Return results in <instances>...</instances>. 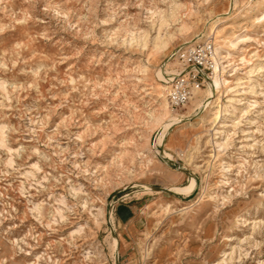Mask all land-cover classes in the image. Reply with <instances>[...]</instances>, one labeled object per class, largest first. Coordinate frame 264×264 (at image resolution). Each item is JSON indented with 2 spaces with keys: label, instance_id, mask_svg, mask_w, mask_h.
I'll list each match as a JSON object with an SVG mask.
<instances>
[{
  "label": "rangeland",
  "instance_id": "1",
  "mask_svg": "<svg viewBox=\"0 0 264 264\" xmlns=\"http://www.w3.org/2000/svg\"><path fill=\"white\" fill-rule=\"evenodd\" d=\"M172 2L188 28L146 60ZM237 35L212 108L211 72L138 142L123 65L171 90L177 51ZM216 263L264 264V0H0V264Z\"/></svg>",
  "mask_w": 264,
  "mask_h": 264
},
{
  "label": "bare ground",
  "instance_id": "2",
  "mask_svg": "<svg viewBox=\"0 0 264 264\" xmlns=\"http://www.w3.org/2000/svg\"><path fill=\"white\" fill-rule=\"evenodd\" d=\"M150 14L152 15V18H154L153 16H155L157 18V19L156 18L155 19L158 21L159 31H162L160 29L166 27L168 24H170V22H174L175 20H178L179 18H180V21H178L179 22L178 27H176L173 31L164 32L165 33L164 36H161V34L158 31L157 36L152 41V44H151L150 49H149L150 51L146 55V57H147L146 60H148L150 55H153V53H156L158 51L165 49L167 44L175 36L176 32L182 33L183 31L187 30V28H188V24L186 23V21L183 20V17H182V15L185 14V12H181L179 5H177L174 2H172L170 4L169 12L167 14H164L163 12L155 10V9H151ZM221 14L222 15L228 14V11L221 13ZM221 14H218V15H221ZM175 22H177V21H175ZM212 28H213V26H212ZM215 29H216V27L213 29V32L215 31ZM245 37H246L245 35H237V36L233 37V39H231V40L229 39L225 42L219 43V42L215 41V43H216L215 44V55L217 57H216L215 62L213 61V65H212L213 71H212V75H211L210 83H209L212 100L210 101L208 107H211L214 103H216L217 99L219 100V97L221 96L223 88L226 85V79L223 76V72L227 66H230L232 64V60H233L232 55H231L228 48H230V49L234 48V46H236L240 42L244 41ZM134 38H136L135 40L137 41V45L139 44L140 47H142V48L148 47L147 46V44H148L147 35L145 33L139 32L136 37L131 35V39H134ZM224 50H226V52H224ZM238 55H239V61L241 63H245L249 60L248 52L245 50L244 51L241 50V52H239ZM145 65H146V61L143 63L138 62V63H136L135 66H133V67L129 66L128 68L126 65H123V67L121 68V71L127 73L125 75V77H133L134 78L132 80L133 84H132L131 88L134 89L136 92L138 91L139 88L142 89L143 93L145 92L144 98H147L144 103H146V106H148V107L151 106L150 110L144 108V113L140 114V115L136 114V111L133 112L131 109L125 110V111H127V114H130V116H128V118H127V121H129L128 124L136 123L137 120L139 119L145 125L144 130H140V128H137V130H138L137 135L139 137H136V139L138 142H142L144 144H147L148 136L151 133V131L156 129L162 123L165 116L169 112L168 111L167 96H169L170 90H169V88L161 85L159 83V81H155L154 85L149 84L148 82L144 83V80L146 77V69H145L146 66ZM120 77L121 76L118 74L115 77L114 81L117 85L122 83V80L120 79ZM157 78L158 79H165V76L163 75L162 70L160 68H158V71H157ZM124 82H123V84H124ZM146 86H149V87L146 88ZM218 112H219V110H215L213 112L214 120L218 117L217 116ZM149 150H150V148H147V151H149ZM147 155L150 157V155L148 153H147ZM114 239H115V237H114ZM115 243H116V240H114V245H117Z\"/></svg>",
  "mask_w": 264,
  "mask_h": 264
},
{
  "label": "built area",
  "instance_id": "3",
  "mask_svg": "<svg viewBox=\"0 0 264 264\" xmlns=\"http://www.w3.org/2000/svg\"><path fill=\"white\" fill-rule=\"evenodd\" d=\"M182 69L172 82L169 94L174 108L182 107L190 99L192 90L207 84L213 65L214 45L211 41H194L177 51Z\"/></svg>",
  "mask_w": 264,
  "mask_h": 264
},
{
  "label": "water",
  "instance_id": "4",
  "mask_svg": "<svg viewBox=\"0 0 264 264\" xmlns=\"http://www.w3.org/2000/svg\"><path fill=\"white\" fill-rule=\"evenodd\" d=\"M159 190H168V189H166V188H158Z\"/></svg>",
  "mask_w": 264,
  "mask_h": 264
},
{
  "label": "snow or ice",
  "instance_id": "5",
  "mask_svg": "<svg viewBox=\"0 0 264 264\" xmlns=\"http://www.w3.org/2000/svg\"><path fill=\"white\" fill-rule=\"evenodd\" d=\"M33 167H35V165H33Z\"/></svg>",
  "mask_w": 264,
  "mask_h": 264
}]
</instances>
